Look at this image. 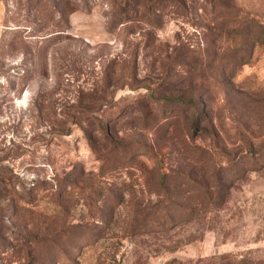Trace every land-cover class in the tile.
Segmentation results:
<instances>
[{
	"label": "rangeland",
	"instance_id": "rangeland-1",
	"mask_svg": "<svg viewBox=\"0 0 264 264\" xmlns=\"http://www.w3.org/2000/svg\"><path fill=\"white\" fill-rule=\"evenodd\" d=\"M0 264H264V0H0Z\"/></svg>",
	"mask_w": 264,
	"mask_h": 264
},
{
	"label": "trees",
	"instance_id": "trees-1",
	"mask_svg": "<svg viewBox=\"0 0 264 264\" xmlns=\"http://www.w3.org/2000/svg\"><path fill=\"white\" fill-rule=\"evenodd\" d=\"M134 2V1H133ZM123 8V7H122ZM122 8H121V10H122Z\"/></svg>",
	"mask_w": 264,
	"mask_h": 264
}]
</instances>
